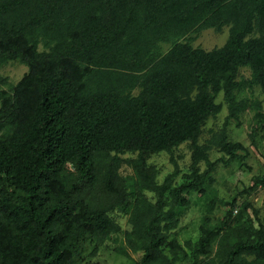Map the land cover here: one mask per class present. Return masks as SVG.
I'll return each mask as SVG.
<instances>
[{
	"label": "trees",
	"instance_id": "obj_1",
	"mask_svg": "<svg viewBox=\"0 0 264 264\" xmlns=\"http://www.w3.org/2000/svg\"><path fill=\"white\" fill-rule=\"evenodd\" d=\"M224 28L222 47L193 46ZM8 63L27 72L0 89V264H76L84 241L119 231L118 212L138 264H264V220L238 196L217 226L202 218L196 242L173 237L215 167L249 156L229 126L250 111V146L264 141V0H0ZM223 106L222 127L203 140ZM161 153L173 170L159 183L148 161ZM259 186L264 174L243 194Z\"/></svg>",
	"mask_w": 264,
	"mask_h": 264
},
{
	"label": "rangeland",
	"instance_id": "obj_2",
	"mask_svg": "<svg viewBox=\"0 0 264 264\" xmlns=\"http://www.w3.org/2000/svg\"><path fill=\"white\" fill-rule=\"evenodd\" d=\"M227 37V28H224L221 33L207 30L193 43L194 47H199L205 51L213 48L222 47ZM27 72L24 65L17 63H8L0 67V89L8 90L14 86ZM241 76L247 78L249 72L247 69H241ZM255 96L264 101V97L255 91ZM217 103H223L221 96L218 97ZM227 112L223 106L222 111L215 119H210L204 128L202 139L208 137L209 130H219L222 127L224 118ZM241 126L236 128L234 124L229 126V138L232 141L240 142L247 149L249 156L243 160L233 162L228 167L218 164L212 174L214 182L206 188L205 195L192 193L189 198V206L180 211L179 228L173 235L177 241L183 245L186 241L196 242L200 237V224L204 216H210L212 226H217L225 217L229 210V203H232L233 198L237 197L236 206L241 203L248 202L255 209L259 210V218L264 220V188L258 187L250 195L243 194V190L251 185L252 178L261 177L264 174V167L262 165L261 157L264 155V141L259 138L256 139L257 150L250 146L247 139V134L254 127V120H252V113L246 111L240 118ZM241 153L239 156H243ZM128 157V156H125ZM174 157L181 170V174L175 179L178 183L181 181V175L187 172L190 164V151L188 146L182 145L174 151ZM211 158L218 159L220 154L213 153ZM148 163L154 166L159 172L158 182L161 183L164 177L171 173L173 166L169 161V155L161 153L152 156ZM123 175H131L130 168H123L121 170ZM241 194V195H240ZM147 197L152 198L151 194L146 193ZM211 201H214L212 210H209ZM237 213V208L234 214ZM114 219L119 225V231L111 235L103 243L98 244L91 242L89 239L84 241L79 246L78 254L75 258L76 264H138L140 255L133 254L126 243V233L129 231L127 223L128 216L123 213L114 214ZM95 251V252H94ZM189 255V254H188ZM190 259L182 257L181 262L187 263ZM180 264V263H178Z\"/></svg>",
	"mask_w": 264,
	"mask_h": 264
}]
</instances>
